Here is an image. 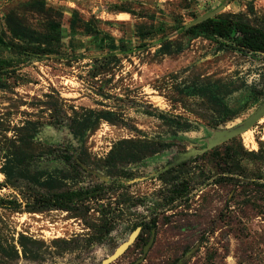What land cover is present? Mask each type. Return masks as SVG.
<instances>
[{
    "label": "rangeland",
    "instance_id": "obj_1",
    "mask_svg": "<svg viewBox=\"0 0 264 264\" xmlns=\"http://www.w3.org/2000/svg\"><path fill=\"white\" fill-rule=\"evenodd\" d=\"M224 3L215 17L264 28V0H0V35L26 49L0 47L14 62L0 74V264H101L136 230L150 238L154 219L148 252L135 242L111 264H264V189L214 184L209 158L162 172L264 102L250 94L264 88V54L184 35ZM51 22L59 52L34 60L27 44L46 47ZM225 104L240 116L223 123ZM238 141L260 151L264 118ZM185 179L189 195L172 201ZM96 188L77 211L28 208L39 195Z\"/></svg>",
    "mask_w": 264,
    "mask_h": 264
},
{
    "label": "trees",
    "instance_id": "obj_2",
    "mask_svg": "<svg viewBox=\"0 0 264 264\" xmlns=\"http://www.w3.org/2000/svg\"><path fill=\"white\" fill-rule=\"evenodd\" d=\"M182 29H185V27ZM48 31L49 34L47 35L46 47L34 43L27 44L30 54L34 56V60L35 57L38 59L39 57L57 54L59 52L58 45L62 41L63 37L61 25L51 22L49 24ZM90 34L94 35L100 45H105L107 40H111L109 36H104L100 39L99 33L97 32H91ZM156 34L157 31L155 28L140 31V36L143 38ZM184 35L190 36L191 38L205 37L213 40L219 45L217 49L218 51L227 49L241 53L264 54V28L236 19V15L214 17L194 26L193 28L185 30ZM19 36L20 35L18 34L16 35L18 38ZM6 46L12 47V44L6 43L3 36L0 35V47ZM13 47L26 52L24 45H14ZM13 65L14 62L12 61L0 60V74H3L2 72L12 68ZM250 94L251 100L254 102L253 104H258L261 102L262 97H264V88H253L251 89ZM240 101H244V99L239 98L236 103ZM249 102L250 101H247V103ZM224 109L225 116L222 119L223 123L236 119L241 114V110L234 111L226 104ZM208 158L214 161L220 169V173L214 177L216 178V183L214 182V184L232 186L233 189H264V147H262L258 152H249L242 144L239 143L238 137L213 149L212 151L206 152L201 156L193 158L188 162L167 171L166 174L188 165L189 162H195L197 160ZM65 159L69 163L74 161L73 155L66 156ZM27 160L29 159H24L23 161H20V163ZM74 162L77 168H82L84 171L89 172L83 167V163L78 160H75ZM251 163H261V166L257 167L255 171H252L249 168ZM190 189L191 184L189 180L185 179L181 183H178L172 190V201H177L178 199L187 197L190 193ZM103 191L104 190L100 188L54 191L51 195L45 194L35 197L34 203L32 205H28V208L32 212L50 208L66 212L77 211L79 208L78 205L83 204L91 198H99ZM13 205L14 208H21V204L17 201L13 202ZM108 224L109 223L104 224L106 234L110 233L112 230V227H107ZM110 225H112V223H110ZM141 226L145 229L144 225ZM137 227H134V229ZM147 228L149 229L150 238H144V234L141 233L136 241L138 246L140 245L143 247V252H145V248L150 243L154 234L156 237V233L153 230L157 228V220L154 219L150 225H147ZM92 242L93 240L91 243ZM175 262V264H178L181 261L176 260Z\"/></svg>",
    "mask_w": 264,
    "mask_h": 264
},
{
    "label": "water",
    "instance_id": "obj_3",
    "mask_svg": "<svg viewBox=\"0 0 264 264\" xmlns=\"http://www.w3.org/2000/svg\"><path fill=\"white\" fill-rule=\"evenodd\" d=\"M231 0H227L229 2ZM226 6V3L218 7L217 9L211 11L210 13L192 21L188 25L185 26V29L183 31L193 28L194 26L203 23L209 19L214 18L224 7ZM264 118V102L263 104L256 110V112L251 115L246 121L241 123L240 125L233 127L231 129H225V130H219L214 133V136L209 140L208 146L203 150L193 149L189 150L185 153L178 154L177 157L173 160L172 163H170L168 166H166L162 172H167L185 162H188L189 160L196 158L198 156H201L205 154L206 152L212 151L213 149L219 147L220 145L227 143L234 138H237L239 136H242L243 134L250 131L252 128H254L262 119ZM87 169L86 167H84ZM88 170V169H87ZM140 229L136 230L130 237L129 241L125 244H123L121 247L118 248V250L114 253L112 257L107 259L106 261L102 262L101 264H111L112 262L116 261L119 257H121L128 248L133 245L140 234ZM155 240V234L153 235L150 243L145 248V254L148 252L149 248L152 246L153 242ZM142 259L139 261L141 262ZM178 264H183V262H179Z\"/></svg>",
    "mask_w": 264,
    "mask_h": 264
}]
</instances>
